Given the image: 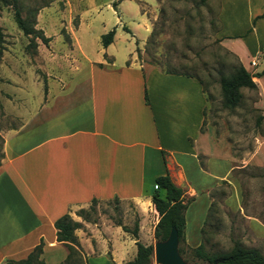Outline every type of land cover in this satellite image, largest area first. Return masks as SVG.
Segmentation results:
<instances>
[{
    "label": "crops",
    "instance_id": "0c3cea01",
    "mask_svg": "<svg viewBox=\"0 0 264 264\" xmlns=\"http://www.w3.org/2000/svg\"><path fill=\"white\" fill-rule=\"evenodd\" d=\"M212 1L219 45L255 76V107L264 116V75L256 77L264 69V61L259 63L264 60V0ZM85 5L90 8L82 9ZM104 8L102 26L92 36L93 16ZM134 9L127 0H56L38 12L36 30L50 41L36 42V61L48 76L49 94L36 110L26 111L20 126L3 134L0 264L25 259L40 243L43 264L66 261L68 250L56 241L54 228L66 213L80 224L74 235L84 264L131 261L136 241L148 246L153 240L158 214L151 193L154 179L165 173L192 199L184 213V238L196 245V231L220 195L218 188L235 179L232 157L203 132L202 84L193 76L138 64L136 40L144 38L145 28L131 20ZM113 28L112 43L102 47L101 35ZM231 194L236 197L231 213H239L254 239L264 241L263 223L243 214L237 190ZM115 198L138 207L137 239L120 226L75 215L92 199ZM144 207L156 214L150 235Z\"/></svg>",
    "mask_w": 264,
    "mask_h": 264
},
{
    "label": "rangeland",
    "instance_id": "374dc122",
    "mask_svg": "<svg viewBox=\"0 0 264 264\" xmlns=\"http://www.w3.org/2000/svg\"><path fill=\"white\" fill-rule=\"evenodd\" d=\"M5 1L0 9V28L4 36L0 59V157L4 132L20 126L26 111L36 110L42 97L46 100L49 94L48 86L44 84L49 81L48 76L37 65V47L29 45L31 37L25 36L15 24L13 6L16 5L21 17L36 29L38 12L56 0ZM127 1L135 8L131 20L145 28L144 38L136 40L138 64L144 69L156 67L163 72L189 74L202 80L207 96L203 132L232 157L235 167V179H230L229 187L222 184L218 188L220 195L215 192L217 196L212 208L208 209L206 221L196 231L200 241L197 240L196 245L186 243L185 238L183 243L178 242V248L182 249L180 257L186 264H211L198 259L192 249L202 244L208 254H217L229 251L236 241L242 247L257 249L264 256V241L254 239L239 213H231L236 209V197L231 190H237L243 214L264 222V116L255 107L257 95L253 90L240 89L241 97L235 109L223 103L219 81L238 66V61L219 45L215 1ZM59 8H63L61 3ZM88 8L85 5L82 9ZM105 12L104 8L99 15L95 13L93 16L96 22L90 29L92 36L99 32L102 26L99 20L106 15ZM48 22H55V19L50 18ZM77 23L76 16L72 25ZM122 30L132 35L126 26ZM35 42L40 45L39 40ZM263 61L261 58L259 63ZM228 191L231 195L226 198ZM82 209L85 210V220L79 218L84 222L120 223L121 229L124 226L132 231L134 224L139 225L141 221L139 209L131 201H97ZM142 211L148 213L144 225L147 235H150L156 214L145 207ZM260 229L264 231L263 226ZM152 239L154 248L157 241L154 237ZM70 263H73V258ZM150 264H158L154 253Z\"/></svg>",
    "mask_w": 264,
    "mask_h": 264
},
{
    "label": "trees",
    "instance_id": "16d2710c",
    "mask_svg": "<svg viewBox=\"0 0 264 264\" xmlns=\"http://www.w3.org/2000/svg\"><path fill=\"white\" fill-rule=\"evenodd\" d=\"M2 4H6L5 0H0V9ZM13 20L17 27L22 31L25 36H30L31 41L29 45H32L34 48L37 47L35 40H39L42 44L47 45L50 41V38H46L42 31L36 30L30 22L26 21L21 17L19 9L16 5L13 6ZM115 34V28L109 30L107 33L101 35L100 44L104 48L112 43L113 37ZM3 33L0 28V59L2 56V43H3ZM101 67V65H99ZM169 74H183L186 76H192L184 73H174V72H165ZM264 75V69L261 73L256 75L260 77ZM195 77V76H193ZM255 77L248 73L241 64L238 63V66L234 67L233 71L225 76L221 77L219 81L221 95L223 98V103L226 107L236 108L240 100V89L256 90V86L252 80ZM196 78V77H195ZM200 84L202 80L196 78ZM203 93L206 96V90L202 84ZM146 101L147 98L145 97ZM204 115V111H203ZM202 131V129H201ZM154 185L157 186V189L153 188L151 193V203L154 207V210L158 214V221L154 226L153 237L157 242L166 241L171 229H175L178 236V242L183 243L184 240V213L188 208L189 203L192 199H186L184 197L183 190L176 186L168 173L158 176L154 179ZM117 201L118 199H113ZM98 200L92 199L90 204L96 203ZM211 207L210 209L212 208ZM209 213V212H208ZM85 210L79 209L75 212V215L84 218ZM264 224V222H263ZM80 224L75 222L69 214H65L58 218L54 222V228L56 230V241L63 244L67 250L68 255L66 261L61 264H84L82 249L79 245V242L74 235V231L78 229ZM117 226H121L120 223ZM124 232L130 233L135 239H137L138 224H134L132 231H129L126 227H122ZM136 254L135 257L126 262L125 264H150L151 256L153 253V246H145L138 241L135 242ZM193 253L200 260L213 263L217 261V264H264V256L254 248H245L240 245L239 242H233L231 249L227 252L217 253V254H208L203 250V245L200 244L196 248L192 249ZM178 253H182V249L178 248ZM42 254V243L36 245L32 251L27 255L25 259L22 260H7L5 264H43L41 259ZM73 258V263H70V259Z\"/></svg>",
    "mask_w": 264,
    "mask_h": 264
},
{
    "label": "water",
    "instance_id": "95a60500",
    "mask_svg": "<svg viewBox=\"0 0 264 264\" xmlns=\"http://www.w3.org/2000/svg\"><path fill=\"white\" fill-rule=\"evenodd\" d=\"M178 236L175 229H171L167 240L156 242L153 253L158 264H186L178 253ZM217 264V261L211 263Z\"/></svg>",
    "mask_w": 264,
    "mask_h": 264
},
{
    "label": "built area",
    "instance_id": "2783aa9c",
    "mask_svg": "<svg viewBox=\"0 0 264 264\" xmlns=\"http://www.w3.org/2000/svg\"><path fill=\"white\" fill-rule=\"evenodd\" d=\"M249 64L251 65V67H255L256 66V58L252 59ZM154 189H157L156 185H154Z\"/></svg>",
    "mask_w": 264,
    "mask_h": 264
}]
</instances>
